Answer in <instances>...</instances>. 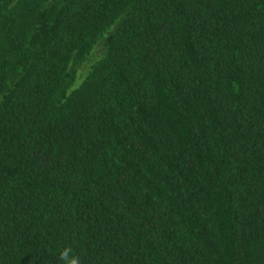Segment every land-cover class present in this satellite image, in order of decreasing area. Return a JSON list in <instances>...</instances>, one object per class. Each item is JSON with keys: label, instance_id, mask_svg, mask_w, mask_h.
Here are the masks:
<instances>
[{"label": "trees", "instance_id": "1", "mask_svg": "<svg viewBox=\"0 0 264 264\" xmlns=\"http://www.w3.org/2000/svg\"><path fill=\"white\" fill-rule=\"evenodd\" d=\"M0 264H264V0H0Z\"/></svg>", "mask_w": 264, "mask_h": 264}, {"label": "clouds", "instance_id": "2", "mask_svg": "<svg viewBox=\"0 0 264 264\" xmlns=\"http://www.w3.org/2000/svg\"><path fill=\"white\" fill-rule=\"evenodd\" d=\"M61 259H63V253H61Z\"/></svg>", "mask_w": 264, "mask_h": 264}]
</instances>
